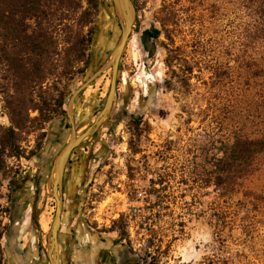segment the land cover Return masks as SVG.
I'll return each mask as SVG.
<instances>
[{
	"label": "rangeland",
	"instance_id": "1",
	"mask_svg": "<svg viewBox=\"0 0 264 264\" xmlns=\"http://www.w3.org/2000/svg\"><path fill=\"white\" fill-rule=\"evenodd\" d=\"M249 1L133 0L119 104L84 140L88 147L79 150V166L68 181V217L79 222L78 231L89 225L125 240L139 264H207L213 253L234 255L237 264H264V152L231 189L216 167L227 143L264 135V33L257 32L256 6ZM95 18L96 13L84 29L92 33L85 73L83 62L64 74L69 48L64 33L47 46L53 55L43 61L46 98L64 95L67 106L89 72L111 58L121 28L109 14L97 25ZM156 30L157 39L151 36ZM10 49L17 65L0 50V138L13 128L18 149L13 154L8 147L0 159V262L13 178L35 169L38 144L52 145L63 118L51 112L50 121L35 122L42 94L27 79L34 55L14 44ZM215 63L221 67L217 75L211 72ZM111 77V69L103 71L74 100L73 124L94 122ZM136 113V120L128 119ZM50 196L45 195L42 216L47 232L40 230L44 239L54 214ZM247 199L257 205L250 211Z\"/></svg>",
	"mask_w": 264,
	"mask_h": 264
},
{
	"label": "flooded vegetation",
	"instance_id": "2",
	"mask_svg": "<svg viewBox=\"0 0 264 264\" xmlns=\"http://www.w3.org/2000/svg\"><path fill=\"white\" fill-rule=\"evenodd\" d=\"M112 11L111 0H99L97 8L94 9L96 18L93 24L97 25L101 15L106 13L111 16V21L116 19L121 28L119 20ZM117 103L119 104V98L116 93L109 115L114 112ZM76 111L77 109H75ZM95 116L96 114L92 115L93 120H95ZM136 118L137 113L128 119L135 120ZM56 128L61 129V135L56 132L52 145L47 147L48 145L44 144L37 150L35 169L19 173L13 178L9 209L10 221L4 233L5 257L1 264H10V261L12 264H53V259H56L58 264H139L125 240L111 239L110 233L96 231L89 225L81 227V230L78 231L79 222L73 219V215L68 217V205L71 202L68 181L71 180L79 166L81 157L78 152L83 147H88L84 146V140L89 137L72 149L64 166L61 182L57 183L56 158L68 143L73 131L79 134L83 128L87 127L86 124L82 126L73 124L66 109L65 115L58 122ZM46 193L51 195L50 197L54 199L55 203L53 219L48 227L50 235L44 239L45 235L40 233V230L47 232L42 226V216L48 203H45ZM55 193L62 198V210L57 235V249H50L52 246L51 227L57 211Z\"/></svg>",
	"mask_w": 264,
	"mask_h": 264
},
{
	"label": "trees",
	"instance_id": "3",
	"mask_svg": "<svg viewBox=\"0 0 264 264\" xmlns=\"http://www.w3.org/2000/svg\"><path fill=\"white\" fill-rule=\"evenodd\" d=\"M99 0H0V50L11 66L17 65L18 61L11 52L10 45L14 44L34 55V65L29 71L27 79L30 86L37 89L40 94L46 66L44 58L52 56L53 52L47 51V46L56 45L61 32L64 33V41L69 48L65 59V75H71L72 68L77 63H86L80 69L85 73L86 66L89 64L87 50L91 44V28L86 33L84 29L92 22L94 9L97 8ZM250 3L256 6L255 13L258 17L257 32L264 33V0H250ZM86 5V6H85ZM65 21L68 24H64ZM71 23V24H70ZM59 34V36H58ZM161 35L160 30H156L152 37L155 39ZM231 52V51H230ZM231 56V53H226ZM0 60H2L0 58ZM215 63L211 67L212 74H220L221 67ZM21 70H25L21 68ZM188 74L193 75V69L190 68ZM40 104L41 116L34 119L35 122H47L51 120V112H61L64 116L66 112L64 95L48 99L41 95ZM37 108V107H35ZM136 120V119H135ZM6 134L0 138V159L8 147L12 153H17L15 132L10 128ZM5 131V132H6ZM39 143L36 150L41 148ZM223 155L217 162V168L220 175L224 177L227 188L238 183V180L249 170L254 157L264 152V135L259 138H247L243 136L236 137L232 143H227L222 149ZM36 154V152H35ZM246 197H248L246 195ZM258 201L260 198H256ZM245 208L250 211L253 206H257L250 199L243 201ZM259 210V209H258ZM248 214V212L246 213ZM220 242H224L221 240ZM224 248L226 244L220 243ZM207 264H237L234 255L230 257H218L213 253L212 256L205 258ZM221 260L223 261L221 263ZM1 264V262H0Z\"/></svg>",
	"mask_w": 264,
	"mask_h": 264
},
{
	"label": "water",
	"instance_id": "4",
	"mask_svg": "<svg viewBox=\"0 0 264 264\" xmlns=\"http://www.w3.org/2000/svg\"><path fill=\"white\" fill-rule=\"evenodd\" d=\"M113 5V14L117 17L121 24V34L118 43L112 52L111 58L104 64L94 67L90 72L85 82L72 94L67 102V113L71 116V105L74 100L85 90L91 83L105 70L111 69L112 77L108 94L104 100L101 111L96 116L94 122L88 126L81 133L76 134L74 131L71 135L66 146L56 158L55 173L57 183L61 182L64 166L68 160L69 154L72 149L79 145L85 138L93 136L94 133L102 126L103 122L108 118L117 93V86L120 76L121 62L123 53L126 48L127 42L131 36L133 23L135 21V8L132 0H111ZM73 122V118L70 117ZM57 200V211L51 227L52 246L50 249H57V235L60 227V214L62 210V198L55 193ZM53 264H58L56 259L52 260Z\"/></svg>",
	"mask_w": 264,
	"mask_h": 264
}]
</instances>
